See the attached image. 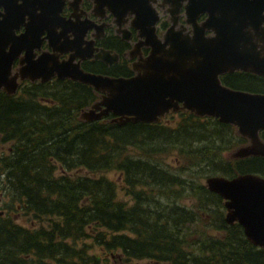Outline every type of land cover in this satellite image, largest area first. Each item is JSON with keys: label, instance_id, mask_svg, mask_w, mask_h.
Segmentation results:
<instances>
[{"label": "trees", "instance_id": "obj_1", "mask_svg": "<svg viewBox=\"0 0 264 264\" xmlns=\"http://www.w3.org/2000/svg\"><path fill=\"white\" fill-rule=\"evenodd\" d=\"M129 46L107 47L122 55ZM83 67L131 74L125 57L109 68L97 60ZM221 77L235 89L264 91L258 75ZM97 98L92 86L57 78L0 91V184L11 199L0 216V264H117L113 257L122 264H264V248L224 220L223 199L203 182L215 174L264 176V157L224 156L246 142L234 126L188 111L160 123L82 120ZM171 154L173 169L165 162ZM19 209L30 226L16 222Z\"/></svg>", "mask_w": 264, "mask_h": 264}, {"label": "water", "instance_id": "obj_2", "mask_svg": "<svg viewBox=\"0 0 264 264\" xmlns=\"http://www.w3.org/2000/svg\"><path fill=\"white\" fill-rule=\"evenodd\" d=\"M35 1L24 0V14L31 19L25 23L22 35L14 36L9 30L6 37L0 34L1 90L16 92L17 76L9 80L7 73L18 52L15 48L24 44L20 78L41 82L53 77L70 79L88 84L99 93V98L81 111L82 120L111 114L110 122L118 125L158 123L169 112L189 111L198 117L218 118L234 126L236 133L246 139V143L229 150L227 158L264 157L260 134L264 130V93L231 88L220 79V75L237 70L264 77V0H188L183 7L184 23L179 22L180 0H175L168 9L170 24L161 36L155 32L158 14L155 10L146 12V0H135V10L142 20L139 39L128 51L130 57H136L131 62L134 73L130 76L84 70V59L93 57L111 63L118 60V54L104 48L94 52L97 48L91 45L92 39L81 51L79 41L87 28L63 27L62 18L56 22L39 21ZM119 3L120 0L105 2L111 12L119 8ZM121 4L120 8H126ZM201 15L205 16L199 20ZM4 20L0 30L8 27L9 19ZM67 30H77V45L57 46L55 40ZM45 31L47 34L42 36ZM140 35H145L144 39ZM44 39H48L51 50H42ZM7 43L10 54L4 50ZM144 46L149 47L146 55L141 50ZM63 52H69L68 57L59 59ZM205 185L223 199L224 220L237 222L251 244L264 248V176L209 175Z\"/></svg>", "mask_w": 264, "mask_h": 264}, {"label": "flooded vegetation", "instance_id": "obj_3", "mask_svg": "<svg viewBox=\"0 0 264 264\" xmlns=\"http://www.w3.org/2000/svg\"><path fill=\"white\" fill-rule=\"evenodd\" d=\"M97 1L100 2V5L97 3ZM106 1L107 0H36L35 4L38 6L36 12L39 13L36 18L41 22H56V20L62 18L61 22L64 23L63 27H86L87 30L83 35V40L79 41L81 51H84L86 49V47L88 46V40L92 39L93 42H91V45L97 48L94 50V52H96L100 48H104L118 54V60L111 63H106L98 58L93 57L84 59L81 61V67L84 70L86 69L83 67V65L94 60L102 62L106 66V68H109L111 65L122 61V58L125 57L129 60V70L132 74L130 65L132 58H130L129 54L127 53L133 43H135L137 39H139V23L142 19L135 10V0H120L122 4L119 3V8L115 9V12H111L108 9V4H105ZM174 1L175 0H146V2L143 3L147 7V13L151 12V10H155L154 12L158 14V19L155 22V32L159 35H162L164 30L170 24L168 9L173 6ZM187 1L188 0H180V23H184L183 7L187 3ZM120 4L122 6H125L126 8H120ZM5 18L9 19L7 23L8 27L3 28V32L2 30H0V34L4 33V37H6L7 34H5V32L9 30V32L14 36L22 35L25 30V23H27V21L29 22V20L31 19L30 18L28 20V14H24V0H0V22H2ZM203 18L204 15L200 18V20ZM189 28L190 26L187 25L186 30H188ZM77 30H74V32H71V30H67V32L64 33L59 40H55L56 45L59 47H67L68 45H71L73 43L77 45V35L74 34ZM58 31L59 29L56 32ZM44 34H47V32L45 31L42 36ZM140 36L142 39H144L145 37V35ZM120 41H128L131 45L127 51H122V55H120L121 53H119V51L107 47L109 45L119 44ZM47 42L48 39H44L42 41V50H51V47L48 46ZM10 47V43L5 44L4 46V50L9 51V54ZM15 51L18 52L12 59L10 70L7 73V78L10 80L16 75L18 89H20V87L24 84V81L27 80L24 78H20V69L22 66H24V44L16 47ZM142 51L144 52V54H146L148 52V47H142ZM38 53L39 51H37V54ZM68 55L69 52L59 53V59H66ZM227 74L230 73H226L224 75ZM3 85L4 84H2V87ZM0 91L3 90L0 89ZM3 92L7 93L6 91ZM261 93H264V91ZM3 213L4 211H2L1 209L0 216L4 215Z\"/></svg>", "mask_w": 264, "mask_h": 264}, {"label": "rangeland", "instance_id": "obj_4", "mask_svg": "<svg viewBox=\"0 0 264 264\" xmlns=\"http://www.w3.org/2000/svg\"><path fill=\"white\" fill-rule=\"evenodd\" d=\"M6 148V144H1L0 143V150ZM228 154H229V150L228 151H225L224 152V155H226L228 157ZM165 162L168 164L167 166L171 167L172 169L174 168V166L177 165V160H176V157L174 154H171V155H167L165 157ZM108 176L110 177H113V178H116L115 176V172H110L108 173ZM203 182L205 183V178L203 179ZM118 196L120 199L122 200H128L129 199V196L126 195L124 193L123 190H119L118 191ZM8 203L11 204V199L9 196H7L6 194H4L3 192V189L1 187V184H0V210L2 209V211H4V215L8 214L9 213V210H8ZM190 202H188L189 204ZM20 206L17 207V209L19 208ZM12 215L14 216L16 222L18 223H22L24 225H27V226H30L29 224V221L28 219L30 218L29 215H26L24 213V210L22 209H19V210H16V211H12ZM113 260L115 263H119V264H122L119 262V258H115L113 257ZM116 260V261H115ZM125 264H150V262L147 260V259H143V260H131V262H127Z\"/></svg>", "mask_w": 264, "mask_h": 264}, {"label": "bare ground", "instance_id": "obj_5", "mask_svg": "<svg viewBox=\"0 0 264 264\" xmlns=\"http://www.w3.org/2000/svg\"><path fill=\"white\" fill-rule=\"evenodd\" d=\"M53 78H55V77H53ZM53 78H51V79H53ZM58 79V78H57Z\"/></svg>", "mask_w": 264, "mask_h": 264}]
</instances>
